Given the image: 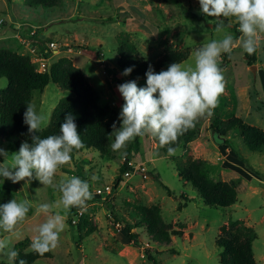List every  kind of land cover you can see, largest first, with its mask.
Returning a JSON list of instances; mask_svg holds the SVG:
<instances>
[{
    "label": "rangeland",
    "instance_id": "obj_1",
    "mask_svg": "<svg viewBox=\"0 0 264 264\" xmlns=\"http://www.w3.org/2000/svg\"><path fill=\"white\" fill-rule=\"evenodd\" d=\"M26 1L0 0V21L4 22L0 35L8 30L9 24L18 27L26 23L36 27L46 40L61 43L65 39L62 40L60 34L72 38L76 52L66 58L89 77L102 103L115 107L119 113L125 101L118 85L130 80H137L140 86L146 84V77L137 79L123 75L117 63L121 41L134 45L153 64L167 50L181 52L189 49L190 57L182 62L188 65L194 64L196 49L208 41L221 39L225 33L233 34L237 40L241 36L235 19L226 21L222 17L203 15L199 0H60L59 5L53 8L29 7ZM190 11L204 19L187 16ZM70 17L72 19L68 20ZM225 21L227 24L222 27L223 30L216 26L218 22ZM64 30H68V34ZM259 39L257 49L262 68L256 75L252 70L256 63L249 65L246 52L239 44L228 60L222 54L219 65L222 66L225 90L211 114L206 113L195 123L196 138L190 143H183L182 136L178 137L172 145L177 148L175 154L170 155L167 146H161L158 139L150 134L136 137L119 151L110 148L107 156L100 155L96 150H74L72 159L60 167L54 182L58 184L62 178L73 175L90 182L93 197L76 212L71 209L65 211L58 189L43 185L38 180L24 190H21L24 181L14 184L6 180L4 184L0 183V197L12 193L15 199L28 198L32 204L27 217L14 232L0 231V238L10 239L9 248L15 249L23 243L20 248L23 252H33L30 246L32 239L38 235L39 226L47 218L38 213L37 208L40 204L49 203L54 205L53 212L63 215L66 227L61 233L59 245L51 250L53 258L41 259L34 264H152L146 250H150L160 264H220L217 237L222 227L239 221L258 234L253 243L254 257L256 264H264V151H249L239 131H233L227 139L246 160V163L241 162L229 145L215 141L211 129L215 121L225 123L241 119L264 130V32L260 33ZM76 43L88 50L74 46ZM2 47L10 48L8 44H1ZM97 51L102 54L101 59L94 55ZM55 54H60V58L65 55L63 51ZM36 58L35 55L31 57L33 63H36ZM57 59L54 57L50 61ZM49 66L43 62L38 69L44 70ZM168 67L163 66L157 72ZM6 87H0V91ZM68 96L72 94L54 83H50L44 91L33 93L31 103L46 117L42 129L50 124L59 101ZM116 124L119 126V122ZM113 141L114 136L111 144ZM0 147L9 154L18 151L13 143L1 136ZM3 159L0 157V162ZM127 159L146 171L130 172L115 189L120 167ZM195 159L207 161L206 170L216 181L235 184L237 203L230 207L205 204L198 191L179 173L180 168L190 166ZM93 177L97 179L93 180ZM161 182L171 190L172 195L167 193ZM105 186L114 187L112 194L97 192ZM184 196L189 200H185ZM180 204H186L182 210H178ZM138 205L159 208L165 224L171 230H183V236H172L170 244L159 243L146 227L135 228L142 220L133 208ZM112 210L122 222L135 228L137 241L129 238L128 229L117 222ZM6 252L0 253V264H10Z\"/></svg>",
    "mask_w": 264,
    "mask_h": 264
},
{
    "label": "clouds",
    "instance_id": "obj_2",
    "mask_svg": "<svg viewBox=\"0 0 264 264\" xmlns=\"http://www.w3.org/2000/svg\"><path fill=\"white\" fill-rule=\"evenodd\" d=\"M200 12L208 17L234 18L238 22L241 36L225 33L221 39H212L194 53V64L175 62L166 70L156 72L152 65L146 71V84L137 80L118 85L124 103L119 113V126L113 124V151L123 149L136 137L150 134L161 146H167L172 155L177 148L172 146L180 135L195 126L198 119L211 114L225 90V81L219 61L222 54H233L237 44L248 54L259 46V34L264 32V0H199ZM221 30L222 26H221ZM134 65L123 71L129 76ZM7 86V78H0V87ZM46 117L32 103H27L24 123L31 134V142L24 141L20 149L12 154L0 147V183L24 181L21 190L28 189L34 180L51 186L62 194L61 203L65 211L82 207L93 197L90 182L79 176L65 177L54 182L61 166L72 159L74 150L83 147L76 116L69 112L60 125L59 134L41 137ZM96 180L97 177H93ZM32 207L28 198L10 199L0 203V231L13 233ZM54 205L40 204L38 213L47 218L32 239L31 248L39 254L55 249L60 243L66 224L63 215L53 212ZM10 239L0 238V253H5L10 264H16L18 251L9 248ZM18 264H26L20 259Z\"/></svg>",
    "mask_w": 264,
    "mask_h": 264
},
{
    "label": "trees",
    "instance_id": "obj_3",
    "mask_svg": "<svg viewBox=\"0 0 264 264\" xmlns=\"http://www.w3.org/2000/svg\"><path fill=\"white\" fill-rule=\"evenodd\" d=\"M111 1V0H109ZM60 0H27L29 7L42 6L53 8L59 5ZM187 16L196 19H204L193 12H187ZM226 21L234 18H225ZM109 21H113L109 19ZM218 22L217 27L225 26L227 22ZM32 43L37 45L42 51H46V56H51L52 52L45 42H41L37 33L33 36ZM83 50L88 48L78 47ZM48 51V52H47ZM118 66L124 71L125 68L135 66L134 71L129 75L132 78L146 77L145 73L152 65L155 71H159L163 66L175 62L182 63L186 61L191 51L189 49L178 52L167 50L165 54L155 63H149L137 50V48L128 43L121 41L118 47ZM257 50L253 54L246 53L249 65L257 61ZM101 59L99 51L94 54ZM228 60L229 55H224ZM222 68V66H220ZM7 78L8 86L0 91V136L3 140L13 143L17 150L20 149L24 141L31 142V134L28 126L24 123V112L27 103H31L33 93L44 91L50 83H54L65 91H69L72 96L62 98L54 109L50 124L42 129L38 135L46 137L48 135L59 134L60 125L65 115L69 112L76 116V123L83 140V149L96 150L100 155L107 156L111 148L113 124L119 122V112L115 107L102 103V99L89 82L85 73L77 68L73 62L66 57L60 58L54 63L48 71L40 72L36 64L28 55H22L16 51L6 48H0V78ZM215 141L219 144H226L231 147V151L236 153L241 162L246 160L239 155L237 150L227 139L229 133L239 131L240 137L245 147L252 152L264 151V130L259 127L249 125L241 119H232L228 122L215 121L211 125ZM183 143L192 142L197 133L194 127L188 129L182 135ZM179 136V137H180ZM137 143V140H136ZM127 159L120 167V174L115 181V189L124 182L126 175L134 171L129 165ZM207 161L195 159L188 167H182L179 173L184 181L192 184L204 200L205 204L211 207H230L238 201V191L234 183L216 181L206 170ZM156 179L159 177L155 176ZM161 185L166 187L167 193L172 195L171 190L162 182ZM113 187V191H114ZM185 197V196H184ZM12 193L6 197H0V203H6L13 199ZM189 200L188 197L184 198ZM186 204H180L178 210H182ZM134 211L142 218L137 227H146L152 238L161 243L170 244L172 236H183V230L170 229L161 217V210L157 207L135 206ZM79 207H72L71 211L76 212ZM113 209V208H112ZM115 217L116 212L112 210ZM119 224L128 229L129 238L133 241L138 240V234L134 231L131 224L122 222L116 218ZM258 238L254 229L247 227L239 221H232L227 226L222 227L221 234L217 237L216 244L221 252L220 264H256L253 250V243ZM30 240H28L29 242ZM23 243L18 244L15 250L19 255L16 260L18 264L20 259L26 261V264H34L41 259H52L51 251L39 254L36 251L25 253L20 248ZM146 250V256L152 264H160L159 261Z\"/></svg>",
    "mask_w": 264,
    "mask_h": 264
},
{
    "label": "crops",
    "instance_id": "obj_4",
    "mask_svg": "<svg viewBox=\"0 0 264 264\" xmlns=\"http://www.w3.org/2000/svg\"><path fill=\"white\" fill-rule=\"evenodd\" d=\"M71 19H72V17H70L68 20H71ZM34 32L37 33V37L40 39V41L42 43L43 42L46 43L47 47H49L51 43L56 44V49L50 50L53 53V55L46 56V51H42L37 45L32 43L33 37H31L32 36L31 34ZM64 32L66 34H68L69 31L64 30ZM44 37H45V35H43V33H39V30L30 24L22 23V24H19L18 27H15L13 24L12 25L9 24L8 30H5L4 34L0 35V45L1 44H8V46L10 48H6V49H11L13 51H16V52L22 54V55H28L30 57L35 55V57H37V58H36V63H34V64H36L37 70L40 72L48 71L51 68V66L57 62V60L60 58V57H58L60 54L58 55L55 53H57V52L61 53V51H63V53L65 54L63 57H69L71 55H74V52H76L74 47L72 46L73 39L72 38L70 39V37H67V35L60 34V37L62 38V40L65 39L61 43L60 42L58 43V42L51 40V39L46 40ZM260 39H262L261 36H260ZM260 39H259V41H260ZM74 46L81 47L83 45H81L80 43H76ZM258 50L259 49H257V61H256L257 72L261 71L260 69L262 68V65L259 62ZM54 57L58 58V59L55 62H51L50 60H52V58L54 59ZM43 62L45 64H49L50 65L49 68H45L44 70L38 69L40 63H43ZM88 79H89V77H88Z\"/></svg>",
    "mask_w": 264,
    "mask_h": 264
},
{
    "label": "built area",
    "instance_id": "obj_5",
    "mask_svg": "<svg viewBox=\"0 0 264 264\" xmlns=\"http://www.w3.org/2000/svg\"><path fill=\"white\" fill-rule=\"evenodd\" d=\"M3 24H4V22H3V20H1L0 21V30H2V26H3ZM35 34V32L34 33H32L31 35L33 36ZM49 48H50V50L51 49H56V44L55 43H51L50 44V46H49ZM44 65H45V63H44ZM129 165L131 166V167H133L134 168V170H141V171H146V169L144 168V167H142V168H140V167H137V166H135L132 162H130L129 163ZM97 192L99 193V194H112V192H113V188H112V186H105V187H103V188H99L98 190H97Z\"/></svg>",
    "mask_w": 264,
    "mask_h": 264
},
{
    "label": "water",
    "instance_id": "obj_6",
    "mask_svg": "<svg viewBox=\"0 0 264 264\" xmlns=\"http://www.w3.org/2000/svg\"><path fill=\"white\" fill-rule=\"evenodd\" d=\"M252 70L255 72V75H256V73H257V67L256 66L252 67Z\"/></svg>",
    "mask_w": 264,
    "mask_h": 264
}]
</instances>
